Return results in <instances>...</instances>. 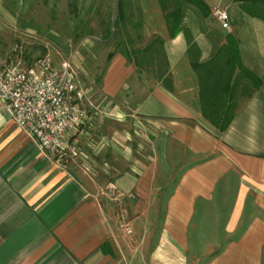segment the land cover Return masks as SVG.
Listing matches in <instances>:
<instances>
[{"label": "crops", "instance_id": "1", "mask_svg": "<svg viewBox=\"0 0 264 264\" xmlns=\"http://www.w3.org/2000/svg\"><path fill=\"white\" fill-rule=\"evenodd\" d=\"M132 1L135 13L123 5L116 25L162 39L171 88L141 77L135 62L118 53L103 71L99 93L119 125L124 118L136 121L160 150L135 154L122 136H103L127 169L111 180L80 176L41 149L0 101V264H264V19L249 12L251 0H201L205 11L184 0L172 11L163 0ZM217 7L227 8L229 29L213 17ZM212 30L224 40L234 37L241 64L261 79L223 131L201 113L189 50L190 39L197 61H207ZM132 128L127 135L133 136ZM174 146L191 161L169 189L159 183L160 157ZM109 188L124 198L129 230L121 226V207ZM228 194L227 241L195 263L193 242L207 238L203 209H223Z\"/></svg>", "mask_w": 264, "mask_h": 264}, {"label": "rangeland", "instance_id": "2", "mask_svg": "<svg viewBox=\"0 0 264 264\" xmlns=\"http://www.w3.org/2000/svg\"><path fill=\"white\" fill-rule=\"evenodd\" d=\"M182 2L163 0V5H168L172 11L180 7ZM132 3V0H0V66L17 60L32 65L45 57H49L53 64L60 65L63 60L71 58L75 73L91 93L95 104L106 102L104 112L85 119L71 137L77 136L75 146L78 154L75 157L56 156L80 176L111 180L115 174L127 169V161L118 150L116 152L107 144V140H101L103 136H122V145H127L135 154L145 155L160 150L154 143L155 137L146 135V130L137 126L136 121L129 123L124 118L121 120L124 123L119 125L120 118L110 110L106 97L99 93L103 71L118 53L135 62L141 77L153 81L165 77L167 65L162 39L154 33L129 31L125 29L130 26L116 25L123 5L132 7L135 13ZM260 7L264 15V7ZM255 8L256 5H251L248 9L252 11ZM209 34L214 46L212 56L217 57L209 67L214 74L208 83H216L218 90L222 91V85L230 72L227 61L229 52L225 48L226 40L218 30H212ZM191 54L193 61H197V55ZM202 76L206 78L205 70ZM251 89L252 84L242 79L234 91L233 101L242 102ZM228 97V94L222 96L223 104ZM131 126L133 136L126 134ZM190 161L191 158L182 148L174 146L167 157H160L159 183L167 184L170 189L182 168ZM229 194L222 198L226 206L223 209H203L202 220L209 221L203 230L207 238L193 242L189 256L195 263L211 257L227 241L222 231L228 212L227 201L231 197Z\"/></svg>", "mask_w": 264, "mask_h": 264}, {"label": "built area", "instance_id": "3", "mask_svg": "<svg viewBox=\"0 0 264 264\" xmlns=\"http://www.w3.org/2000/svg\"><path fill=\"white\" fill-rule=\"evenodd\" d=\"M213 17L229 29L226 7H217ZM0 101L10 119L52 156L75 157L69 138L92 115L104 112L106 102L95 104L71 64V58L55 65L49 57L32 65L17 60L0 66ZM110 199L120 207L121 226L129 230L123 210L124 198L109 188Z\"/></svg>", "mask_w": 264, "mask_h": 264}, {"label": "trees", "instance_id": "4", "mask_svg": "<svg viewBox=\"0 0 264 264\" xmlns=\"http://www.w3.org/2000/svg\"><path fill=\"white\" fill-rule=\"evenodd\" d=\"M188 3L193 4L194 6L198 7L202 11L206 10L205 4L201 0H184ZM252 5L257 8L250 11L251 14L255 16H259L264 19V15L261 14L260 10L261 7H264V0H251ZM174 13V12H173ZM170 16L167 15L166 18ZM174 21L177 24L178 21V15L174 16ZM171 35L175 34V31L170 32ZM226 44L225 47L229 52V57L227 59L228 63L230 64V72L228 74L227 80L222 85V91H219L217 88L216 83L212 82L211 85H209L208 80L211 76H213L214 71L209 68L212 63L216 61L215 55L211 56L207 61L205 62H198V61H192V67L197 72L198 78H199V98L201 103V113L203 117L210 122L217 130L223 131L227 128L229 123L231 122L237 108L248 98H250L255 90L260 86L261 79L254 75L251 71L246 69L240 62V57L238 53L237 48V42L231 35L225 36ZM189 50L190 52L194 54H199V51L195 44L190 43L189 39ZM205 70L206 78L202 76V72ZM236 70L238 71L237 74H235ZM248 80L252 84V89L248 91V94L246 95V98L240 102L236 103L233 101V94L240 83V81ZM160 81L164 83V85L167 88H171V81L169 76L167 75V70L165 72V77L162 78ZM245 86V85H244ZM224 94H228L229 97L225 100V103H222V96Z\"/></svg>", "mask_w": 264, "mask_h": 264}]
</instances>
